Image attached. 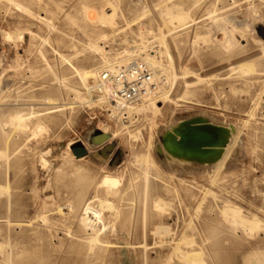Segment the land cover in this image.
Segmentation results:
<instances>
[{
    "label": "rangeland",
    "instance_id": "obj_1",
    "mask_svg": "<svg viewBox=\"0 0 264 264\" xmlns=\"http://www.w3.org/2000/svg\"><path fill=\"white\" fill-rule=\"evenodd\" d=\"M15 1L53 26L0 3V129L6 139L0 138L6 155L0 156V264H196L184 261L195 252L197 264H264V72L244 74L237 68L246 56L264 61L257 43H264V0ZM178 9L189 12L185 27L165 21L166 12ZM102 10L114 11L98 22ZM86 12L95 13L89 23ZM232 27L244 33V41L237 38L246 53L229 59L217 43L224 40L220 31ZM15 30H33L36 36L8 39L6 33ZM162 34L174 57L172 67L167 61L164 66L177 75L169 98L160 101L156 115L135 114L126 127L105 116L118 137L100 147L113 144L115 152H123L117 166L112 159L107 164L90 156L73 159L78 136L96 135L89 124L108 104L94 103L98 98L88 92L94 83L84 86L70 65L83 73L103 68L104 57L123 61L119 66L142 60L140 50H156ZM94 44L101 49L93 51ZM126 51L134 53L132 60ZM57 74L68 90L55 80ZM56 106L67 110L49 114ZM17 111L34 113L27 127L10 123ZM203 113L213 125L226 128V123L234 130L225 134L231 138L220 157L224 164L189 170L169 162L159 151L167 131L176 121ZM37 122L43 127L39 134ZM149 151L158 166H148L147 175L136 159ZM105 175L120 179L118 195L100 186ZM91 201L94 208L99 201L113 206L102 212L114 231L107 229L99 243L91 242L99 225L83 226L82 209ZM157 201L162 210H154ZM227 206L258 223L256 231L250 233L255 225L243 227L226 217ZM163 229L169 238L160 234Z\"/></svg>",
    "mask_w": 264,
    "mask_h": 264
},
{
    "label": "bare ground",
    "instance_id": "obj_2",
    "mask_svg": "<svg viewBox=\"0 0 264 264\" xmlns=\"http://www.w3.org/2000/svg\"><path fill=\"white\" fill-rule=\"evenodd\" d=\"M38 1H41V0H38ZM0 3H6V4L12 6L13 8L15 7L16 10H18L23 15H25L31 19H34V18L37 19V21L39 23H43V24L47 25L50 29L53 26L52 21H50L47 17H40L38 15H35L32 12V10L30 8H28L22 2H17L15 0H0ZM108 9H110V8H108ZM111 9H113V8H111ZM181 10L178 9V11H175V12H170V11L166 12V16H167V19H165L166 23L168 22V23L172 24L174 22H177L179 24V26L177 25L178 27H185L187 25V23H184V21L188 18L187 16H189V12L187 15V13L185 14ZM166 11H168V10H166ZM109 13H106L104 10L97 13L98 18L96 19V21H98V22L104 21L105 22V20L107 18L106 16H109V17L111 16V13L110 14ZM253 13H254V11H253ZM91 15L89 14V12L84 13V17H83L84 21L88 22L89 17H90V21L93 20V18L95 17V13L93 12ZM232 20H234V19H232ZM223 21H224V19H223ZM230 22H232V21H230ZM234 22H235V24L238 25V22H236V21H234ZM166 23H164V25H167ZM172 26H174V25L172 24ZM232 26H234V24ZM166 27L168 28V25ZM178 27H175V28L173 27V28L176 29ZM228 27H229V25H228ZM237 27H232L229 30V32L223 33L222 31H220L221 33H219V34L224 35V40L222 42L217 43V48H219L220 51H223L224 54L229 55V59H232L239 52L240 53H246L245 48L242 47L240 42L238 41V38H240V39H242V41H244V33L241 30H239L240 28H237ZM245 27H246V25H245ZM220 29L221 28L219 27V30ZM225 29H226V27H225ZM27 36L34 39V37L36 36V32H34L33 30H26V31L15 30V31L6 33V37H8V39H10L12 41H18V42L19 41L24 42L26 40ZM204 39H202V41ZM46 41L47 40L44 39L43 43H46ZM205 41H203V42L205 43ZM216 41H218V40L216 39ZM257 43L261 47V50H263V53H264V43H262L261 41H257ZM157 47L158 48L156 50L150 51L149 53H147L146 51L144 52L143 50L142 51L140 50L141 53L137 54V55H140V56H138L140 58H142L143 55H145V57L142 58V61H144L154 72L157 83H159L157 91H156V95H159V97H160L158 100L157 99L154 100V98H146V99L142 100L140 103L136 104L135 106H132V107H129L128 109H126L125 113L119 112L117 106H114L110 103L108 104V102L102 98L97 99L94 102V103L97 102L99 105L107 103L108 104L107 105L108 112L112 113V115L110 117L114 118L115 121L120 120L124 126L129 122V120L131 121V117L135 114L137 115V114L145 113L146 111L151 110L153 112V114L156 115L158 113V111L161 109L158 106V104H160V101L166 100L169 98V93H170L169 91L172 89V87L174 86V83L176 82L177 75L176 74L171 75V72H169L164 66L165 61H167V62H169V66L172 67L173 61H174V57L172 55V52H170V46L168 43V36H166L165 34H162L160 39H159V44ZM100 49L101 48L99 47V45L94 44L92 50L93 51H99ZM39 53L42 55V49L40 50ZM125 53L128 56L127 61L132 60V58L134 57V53H130L129 51H126ZM60 57L63 59V61L69 63L68 59L65 56L60 55ZM103 59H104V61H103L104 63L102 66L103 68L96 69L95 71H90V72L86 71V72L82 73L80 70H78V68L76 66L74 67L73 65H70L72 70H73V73L80 77L81 82L84 86H87L89 83H92V84L94 83L92 85V87L88 88V92L92 88H94V86L98 80V77H99L98 73L100 70H102V69L114 70V68L118 67L120 65V63L123 62V61H118L117 58L113 61L108 59L107 57H104ZM249 59H252V57L246 56L244 58V60H242V62H240L239 65L237 66V68H239L238 70H241L244 74H248L254 70L257 73L258 72H264V67H263L264 61H261L260 60L261 58L252 59L251 62H249L250 61ZM47 66L49 67V69L52 68L51 65L49 64V62H47ZM257 67H258V69H257ZM55 80L60 81V83H62V85L64 86V88L66 90L69 89V87L66 85V79L64 77H62L61 75L57 74V77H55ZM167 85H168L169 89L166 90L165 87ZM71 91H73V90H71ZM46 101L48 102V104H51V99H47ZM55 104H51V105H55ZM51 109H53L54 111L49 112V114H55L56 112L67 110V108H65L64 106H56V107H53ZM69 109H73V107H69ZM33 114L34 113L23 114L21 111H17L15 116L11 119L10 123H12L13 126L18 127L19 129L25 128V127H27L28 122L32 118H34ZM31 115H32V117H30ZM144 118H146V117H144ZM209 118H210L209 115H207L206 113L205 114L203 113L201 115L194 116V118L190 117L189 119L176 121L175 124H173L171 126V128L167 131L165 143L161 144L159 151H162L166 155L169 162H173V164H175V165L177 164V165L185 167L189 170L191 168H196V167H198V168L202 167V168H208L210 170H215V169L221 167L220 165L222 162V158H220V157H221L222 153L225 151L224 150L225 145H227V143L229 142V140L231 138V135L225 136V134L230 133V132L234 133V130L226 123H222L224 126H226V128H221L215 124L213 125L211 122H209ZM132 119H134V118H132ZM1 122H2V116L0 115V125H1ZM12 124H10V125H12ZM89 125H91L94 128V131H95L94 133L96 135L89 137L88 140H82L81 137L78 136V140H77L78 141L77 143L81 144V146L83 148H85L87 153H88V155L84 156V157H89V156L93 157L96 160L98 159L99 161L104 162V164H107L109 162V160L112 159L111 160L112 161L111 166H113V167L117 166V164L120 163V160H121L120 157L122 156L123 152H121L119 149L116 150V152H115L114 149L116 148V145H113V144L104 145V147H100V145L107 144V142L112 141L113 139L116 140L118 137V133L110 131L109 124H104L102 126L99 125L97 127L95 118L91 119V122ZM35 127H38L40 129V130H38V134L42 133L41 131H42L43 127H42L40 122H37V125H35ZM33 132H34V130H33ZM233 133H232V135H233ZM32 135H34V137L38 136V135L35 136L34 133H32ZM4 136L5 135H3V132L0 129V138H2L1 141L3 143L6 141ZM73 144H75V143H70L68 146H72ZM229 148H230V146H229ZM152 151H149L147 154L139 156L136 159V162L139 165L141 164L144 167L145 166L147 167V169L145 167L146 174H147L148 166H154V167L158 166V162L156 161L154 155L152 154ZM0 156L6 157L4 152H0ZM223 157H225V156H223ZM81 158H83V157H81ZM81 158H77V159L82 160ZM73 159H76V157H74V155H73ZM5 160H7V159H5ZM113 160H115V162H113ZM119 185H120V179L118 177H114L112 175H105L101 181V184H100V186L102 188H104L105 191L110 195H118V193L120 192L119 191ZM146 188H147V186H146ZM159 202L157 201V203H155L153 205L154 210H158V209L162 210L163 209L162 203H159ZM92 204H93V201L88 202L85 204V206H83V209H82L83 226L86 227L87 225H89V226L99 225L97 230H96V233L94 234V238L91 240V242H98L99 243V240H100L99 238H100V235L102 233H106L107 229L114 231V224H111V226H110V222H106L104 220V214L102 212L103 207L106 206V208L108 210H112L113 206L111 205V203H109L107 201H99L98 208H94L92 206ZM223 214L225 216L228 215L229 217H231L230 218L231 220L233 218L236 225H237V221L241 222L242 225L248 224V226L250 225V227H252V225H255L254 229L251 230L250 233H252L253 231H256V229L258 227V226H256V225H258V223L255 224L254 222H249V220L247 221V220H245V218L242 217L240 208H237V207L233 208V207L227 206L225 208V210L223 211ZM241 223H239V225ZM36 225H38V224H36ZM244 225H243V227H244ZM246 229H247V227H246ZM163 230H166V229H163ZM163 232L164 233H160L158 231L157 234L158 233L164 234V235H167L169 238L170 232L167 230H166V232L165 231H163ZM188 240L186 239V241H188ZM191 243H192V240H191ZM189 244H190V241H189ZM202 254H203V252H202ZM185 257H186V260H184V261H189V262L193 261V262H196V264H197V262L199 263V261H197L198 257H199V252L198 253L197 252L190 253V254L186 255ZM187 258L191 259V261ZM200 261H202V260H200Z\"/></svg>",
    "mask_w": 264,
    "mask_h": 264
},
{
    "label": "built area",
    "instance_id": "obj_3",
    "mask_svg": "<svg viewBox=\"0 0 264 264\" xmlns=\"http://www.w3.org/2000/svg\"><path fill=\"white\" fill-rule=\"evenodd\" d=\"M98 80L89 91L90 97L104 99L108 104L118 107V111L125 113L126 109L135 106L146 98H154L158 83L152 69L142 60H134L114 70L102 69L99 71ZM105 108L100 117L96 119V126L106 124L111 112ZM114 119V118H113Z\"/></svg>",
    "mask_w": 264,
    "mask_h": 264
},
{
    "label": "water",
    "instance_id": "obj_4",
    "mask_svg": "<svg viewBox=\"0 0 264 264\" xmlns=\"http://www.w3.org/2000/svg\"><path fill=\"white\" fill-rule=\"evenodd\" d=\"M72 153H74V155L76 156V158H81V157H84V156H87L88 155L86 149L83 148L81 146V144H79V143L76 146L72 147Z\"/></svg>",
    "mask_w": 264,
    "mask_h": 264
}]
</instances>
